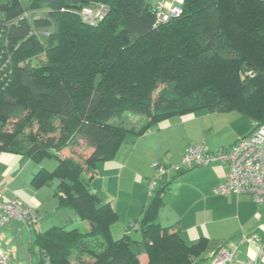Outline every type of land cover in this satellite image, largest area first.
<instances>
[{"label":"trees","instance_id":"1","mask_svg":"<svg viewBox=\"0 0 264 264\" xmlns=\"http://www.w3.org/2000/svg\"><path fill=\"white\" fill-rule=\"evenodd\" d=\"M97 3L108 13L91 26L80 12ZM181 8L157 24L148 0H0V153L55 159L32 186L57 180L59 207L88 226L38 233L40 264H143V254L145 264H192L206 251L207 238L186 241L160 224L167 187L154 186L120 238L117 211L89 187L129 136L168 118L208 109L264 126V2L184 0ZM125 114L144 121L129 129L117 123Z\"/></svg>","mask_w":264,"mask_h":264},{"label":"crops","instance_id":"2","mask_svg":"<svg viewBox=\"0 0 264 264\" xmlns=\"http://www.w3.org/2000/svg\"><path fill=\"white\" fill-rule=\"evenodd\" d=\"M183 1L148 0L153 6L172 5ZM186 123L187 121L171 122L169 127L183 125L187 129L188 135L193 133L194 129L195 132H201L205 141L204 145L201 146L206 152L215 153L216 142H209V137L206 135V132L213 128L208 126L201 128L192 125L193 128L190 126L189 130L187 127L189 124ZM250 132V128L243 130L239 133L238 138H243ZM157 136L155 129H153L144 136L134 138L137 142L133 146L125 152L119 151V153H122L120 154L122 155L120 160H117L119 157L117 155L116 160L109 163L112 168L118 170L117 176H114V181H117L119 192L124 182L126 187H129V183L141 185L139 183L140 174H146V171L151 172V168H144L148 160H145L146 155L143 151L139 152L138 148L143 141L154 139ZM198 144H200L199 138L190 139L188 148ZM186 146H184L183 153L187 152L188 148ZM26 163L22 168H0V192L3 193L5 199L19 198L36 208L40 215V219L32 225H27L21 221H13L0 230V250L11 258L8 264H40V256L35 244L37 234L49 229L57 222L54 214L59 208V201L55 196V192L52 196L47 186L40 189L32 186L34 175L43 168L34 166L32 159ZM105 165L107 164L105 163ZM226 173L227 168L225 165L217 161L206 166L186 168L177 177H172V179H176H170L166 183H159L160 178L164 176L159 173L151 183L144 182L149 188V194L145 190V192H141L140 197L134 196V199H126V202L122 204H120V199L117 198L114 189L115 199H104L100 196L115 208L119 215L118 221L125 222L120 228H114L117 223L112 227L113 236L115 238L123 237L126 234L128 224L131 221L141 219L144 209L152 200L150 187L155 182V187L161 184L160 187H167L168 190L163 195L164 204L159 213L160 224L162 226L175 225L186 241L204 237L208 239L206 251L201 257H196L192 264H212V256L221 246L234 250V264H243L250 259H256L260 264H264V203L256 202L250 196L219 194L216 189L225 180ZM170 177L171 175H167L165 179ZM92 181L89 184L90 189ZM171 181L172 185L170 184ZM147 194L149 200H143V197H147ZM137 199L140 201V205L134 213L132 211L130 213V210L126 207L128 205L131 207L132 205L128 203ZM67 218V224L70 223L71 219H76L75 216H68ZM134 232L137 231L133 230L131 232L133 237ZM147 259V255L143 254L141 256L143 264L147 262Z\"/></svg>","mask_w":264,"mask_h":264},{"label":"rangeland","instance_id":"3","mask_svg":"<svg viewBox=\"0 0 264 264\" xmlns=\"http://www.w3.org/2000/svg\"><path fill=\"white\" fill-rule=\"evenodd\" d=\"M48 30L49 29L46 28L45 29L42 28L38 30L44 40H45L44 36L48 33L47 32ZM242 75L243 77H246L251 75V72L248 69L247 71L242 73ZM142 121H144L142 115L125 114V116L119 119L117 123H122L125 127L129 129L134 127L138 129L142 125ZM180 121H187L186 124H189L187 125L189 130H190V126L192 125H197L198 127L200 126L201 128L204 126L212 127L213 129L208 130L206 132V135L209 137L208 138L209 142H213V141L216 142L215 144L216 150L214 151L216 153H218V151L222 149H226L233 146L240 138H242V137L238 138L239 133H241V131L247 130L249 128L252 131L255 125L258 126V124L253 122L248 116L240 114L238 112L227 113V112L210 111L208 109L199 110L184 116H175L168 118L160 122L159 125L155 128V134H157L158 136L154 137V139L143 141L138 148L139 152L143 151L144 154L146 155L145 160H148V163L144 168L152 169L151 172L146 171V174H140L141 178L139 179V183L142 186L129 183V187H126V183L124 182L119 192L117 181L116 180L114 181V176H117L118 170L117 168L114 167L112 168V166L109 165L110 162L112 161L114 162L116 160L117 155H119L117 160H120L121 158L120 156H122L120 154L122 153L118 152L119 154L117 153L114 159L101 162L98 165L97 174L91 184L92 191L96 192L104 199L105 198L115 199L114 196V190H115L117 193L116 194L117 198L120 199L119 200L120 204H122L123 202H126V199L127 200L134 199V196H136L137 198L140 197L141 192H145V190H147L149 194V188L144 182L151 183L152 180L157 177V174H159V170L156 167L157 164L160 165V168H164L165 170L164 173L160 174L161 176L163 175L164 176L160 178L159 183H166L167 181L172 179V177H177L179 173H181V171L186 169L185 167H183V159L186 153V152L183 153L184 146L187 145L186 146L187 148L190 146L188 145L190 139L199 138L200 141V144H198L199 146L195 145L191 147H202L201 145H204L205 143L204 135L201 134V132L199 131L195 132V129L193 130V133L188 135L187 129L183 127V125L174 126L172 128L169 127L171 122H180ZM25 134H29V131L27 129L25 130ZM134 138L137 137L129 136L126 140V143L120 148L119 151L125 152V150L133 146L137 142V140H135ZM68 154L69 151L66 152V155ZM28 160L29 162L31 161V159H29L24 155H16L11 153L1 152L0 168H22L24 165L27 164L26 162H28ZM105 163L107 165H105ZM32 164L34 166H39L40 168H46L50 171H53L57 165V161L51 158H44L40 162H36L32 160ZM167 175H171V177L165 179ZM57 183L58 182L56 180L53 184L47 186V189L49 190V192L52 193V196L54 195ZM170 184L172 185V181L170 182ZM160 185L161 184H159V186ZM148 194L147 197H143V200L145 199L149 200ZM128 204H131L133 207L132 206L130 207L128 205V207L126 208L130 210V213L131 211L132 213H134L136 208L140 205V201L137 199ZM54 216L56 217L55 220L57 221L54 224V226H65L68 223L67 217L68 216L73 217L74 213L69 208L59 207L58 210L55 212ZM77 220L78 218L75 219L76 221L75 222L71 219L70 223L68 224L69 227L73 226V227H79L82 230L85 229L84 226L87 225V222L80 220L77 221ZM124 223L121 222L120 220L117 222V225L114 228L116 227L120 228V226L124 225ZM114 230L116 231V229ZM133 234L134 237L136 238V239L134 238L135 240L142 242L143 238L140 232H134ZM135 249L137 250L138 247H136Z\"/></svg>","mask_w":264,"mask_h":264},{"label":"built area","instance_id":"4","mask_svg":"<svg viewBox=\"0 0 264 264\" xmlns=\"http://www.w3.org/2000/svg\"><path fill=\"white\" fill-rule=\"evenodd\" d=\"M264 2V0H261ZM183 2L174 5L157 6V24L165 23L182 13ZM108 13V7L103 3L84 7L80 15L84 22L91 26L98 24ZM48 34V33H47ZM220 161L227 168L225 180L217 187L221 195L237 194L250 196L256 202L264 203V126H254L252 131L240 138L233 146L222 149L218 153H209L203 147H191L187 150L183 167L192 168L206 166ZM159 173L164 168L156 165ZM155 182L151 184V190ZM40 219L36 208L25 201L14 198L5 199L0 192V230L13 221H21L32 225ZM235 252L231 248L221 246L212 256V264H234ZM11 258L0 250V264H8ZM50 264V263H46ZM243 264H260L256 259H250Z\"/></svg>","mask_w":264,"mask_h":264}]
</instances>
